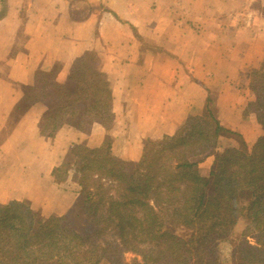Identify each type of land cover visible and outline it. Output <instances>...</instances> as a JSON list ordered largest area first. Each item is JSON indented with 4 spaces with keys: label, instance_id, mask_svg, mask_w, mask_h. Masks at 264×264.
Listing matches in <instances>:
<instances>
[{
    "label": "crops",
    "instance_id": "0c3cea01",
    "mask_svg": "<svg viewBox=\"0 0 264 264\" xmlns=\"http://www.w3.org/2000/svg\"><path fill=\"white\" fill-rule=\"evenodd\" d=\"M263 8L264 0H0V204L28 201L45 218L67 215L80 187L72 176L57 183L53 171L72 145L100 148L108 137L113 155L138 162L145 141L202 114L209 91L220 125L252 147L264 132L244 115L254 100L244 73L264 62ZM86 53L97 55L111 83V128L66 125L47 138L39 128L46 105L37 103L2 141L23 87L51 71L64 84ZM213 162L199 163L201 176Z\"/></svg>",
    "mask_w": 264,
    "mask_h": 264
},
{
    "label": "trees",
    "instance_id": "16d2710c",
    "mask_svg": "<svg viewBox=\"0 0 264 264\" xmlns=\"http://www.w3.org/2000/svg\"><path fill=\"white\" fill-rule=\"evenodd\" d=\"M53 72H39L23 87L2 141L37 103L46 105L39 128L47 138L66 125L111 128V83L95 53L78 58L64 84ZM246 78L254 100L244 115L253 114L264 132V62ZM224 138L239 145L218 152ZM111 146L108 137L100 148L74 144L53 171L62 183L73 161L79 213L44 218L28 201L0 204V264H224L225 243L232 245L231 264H264V135L248 147L221 126L210 91L202 114L172 136L145 141L138 162L116 157ZM208 155L214 162L203 177L198 165ZM126 253L138 259L127 263Z\"/></svg>",
    "mask_w": 264,
    "mask_h": 264
},
{
    "label": "rangeland",
    "instance_id": "374dc122",
    "mask_svg": "<svg viewBox=\"0 0 264 264\" xmlns=\"http://www.w3.org/2000/svg\"><path fill=\"white\" fill-rule=\"evenodd\" d=\"M258 2L260 1V0H257ZM158 7H161V6H158ZM174 8H176L177 9V7L175 6ZM255 8H260L261 9V5H258V6H255ZM263 11H264V8L262 9ZM247 11V6H243V7H240V9H239V12H246ZM191 24V25H193V22H187V24ZM198 22L197 21H195V24H197ZM177 25H180V23H179V21H178V23H177ZM199 26H202V25H200L199 24ZM193 27H194V25H193ZM157 48H161V47H157ZM248 71L249 70H247V71H245V76H246V73H248ZM188 72V71H187ZM211 93H212V98L214 99L215 97H216V92L215 91H210ZM201 114V113H200ZM199 114V115H200ZM194 115H198V114H194ZM263 135H264V133H263ZM229 139H226V138H224V139H221L220 140V142H219V148H222V146H224L225 144L226 145H228L229 144V141H228ZM232 140H234V141H236L235 142V146H238L239 145V139L238 138H232ZM218 148V149H219ZM70 150V149H69ZM69 150H68V152H67V155H68V153H69ZM218 152H220L219 150H218ZM67 155H66V157H65V159H64V161H67L68 160V158H67ZM208 156H211V155H208ZM63 161V162H64ZM73 162V161H72ZM72 162L70 163V165L72 164ZM68 166L69 168H71V169H68V173L66 174V178L63 180V182H66L68 179H69V177L70 176H72L73 177V179H76V174H77V172L75 171V167H73V166ZM212 168V167H211ZM207 169V168H206ZM211 171V170H210ZM204 172H205V170H204ZM208 177V176H207ZM62 182V183H63ZM77 202V201H76ZM75 205H76V203H75ZM73 206L70 210H69V213L71 212V211H73V213L74 214H77V213H79V208H78V210H77V208H76V206ZM38 211V210H37ZM68 213V214H69ZM67 214V215H68ZM43 216V215H42ZM44 217V216H43ZM45 218V217H44ZM244 227H245V222H244V220L242 219V221H241V223H240V225H239V227L237 228V231H236V235L238 236V234H240L241 232H243V230H244ZM220 249H222V262L224 263V264H231L232 263V245L231 244H229V243H225V244H223V245H221V248ZM135 259H138V257H136V256H134L133 254H131V253H126L125 254V260H126V262L127 263H132ZM105 264V263H104Z\"/></svg>",
    "mask_w": 264,
    "mask_h": 264
}]
</instances>
